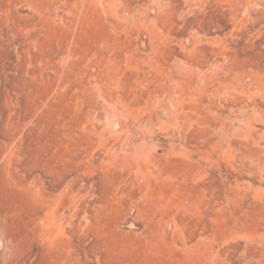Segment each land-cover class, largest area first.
<instances>
[{"label": "rangeland", "instance_id": "374dc122", "mask_svg": "<svg viewBox=\"0 0 264 264\" xmlns=\"http://www.w3.org/2000/svg\"><path fill=\"white\" fill-rule=\"evenodd\" d=\"M139 1L0 0V254L8 234L18 262L55 264L61 254L66 264H199L149 234L147 201L137 212L109 193L115 176H188L199 200L183 214L185 233L216 232L227 263L264 255V6L231 14L225 0H182L179 16L156 0L147 28ZM181 62L194 66L192 79L170 83ZM73 191L93 196L83 200L89 216L77 198L71 213L42 210L46 197Z\"/></svg>", "mask_w": 264, "mask_h": 264}, {"label": "bare ground", "instance_id": "6f19581e", "mask_svg": "<svg viewBox=\"0 0 264 264\" xmlns=\"http://www.w3.org/2000/svg\"><path fill=\"white\" fill-rule=\"evenodd\" d=\"M156 0H142L141 2L135 4V8L137 9V12L140 11V18L138 20L143 26H146L148 24L153 23L155 15L150 14L148 16H144L145 12L149 8H152V4ZM164 2H167L169 4L174 5L172 8L171 13H175L179 16L184 15L186 6L185 1L182 0H163ZM187 1V0H186ZM230 3L229 7V13L231 14H237L241 8H243V5L245 10L249 7V5L252 3H259L260 5L264 6V0H225ZM111 2V1H110ZM160 2V1H159ZM195 2V1H194ZM129 3V2H128ZM163 3V2H162ZM161 3V4H162ZM189 3V2H188ZM227 3V2H226ZM77 4V3H76ZM79 4V1H78ZM110 4V3H109ZM133 3H131L132 5ZM155 4V3H154ZM166 4V3H164ZM190 4V3H189ZM131 6L130 4H128ZM152 6V7H151ZM155 6V5H154ZM168 6V5H167ZM253 6V5H252ZM128 7V6H127ZM159 7V6H158ZM262 7V6H261ZM85 8V7H84ZM133 5L128 9V12L133 9ZM166 8V7H165ZM171 8V7H170ZM88 9V8H86ZM126 9V8H125ZM252 9V8H251ZM152 10V9H151ZM161 10V9H160ZM81 11V10H80ZM78 11V12H80ZM135 11V10H133ZM202 11V10H201ZM207 11V10H206ZM248 12V10H246ZM116 12V11H115ZM125 12V11H124ZM163 12V11H162ZM200 12V11H199ZM246 13V12H245ZM255 13V12H254ZM138 14V13H137ZM230 14V15H231ZM80 15V14H79ZM147 15V14H146ZM168 15V14H167ZM221 15V14H220ZM253 15V14H252ZM170 16V15H169ZM172 16V15H171ZM225 17V16H224ZM80 18V17H79ZM137 18V17H136ZM210 18V17H209ZM232 18V17H231ZM157 21V20H156ZM166 22V21H165ZM190 22V21H189ZM133 23V22H132ZM162 24V23H161ZM183 25V24H182ZM128 26V25H127ZM152 26V25H151ZM189 26H193L191 23ZM183 27V26H182ZM148 28V27H147ZM151 29V27H149ZM119 29V28H118ZM154 29V28H153ZM140 30V29H139ZM143 30V28H142ZM148 30V29H147ZM158 31V30H157ZM192 31V30H191ZM210 31V30H209ZM139 32V31H138ZM141 33V32H140ZM161 33V32H160ZM139 34V33H138ZM204 34V33H202ZM161 36V35H160ZM147 37V36H146ZM139 38V37H138ZM143 38V36H142ZM148 38V37H147ZM140 40V38H139ZM143 40V39H142ZM145 40V37H144ZM143 40V41H144ZM147 40V39H146ZM210 40V39H209ZM138 41V40H137ZM165 41V40H164ZM190 41V40H189ZM192 44V43H191ZM150 45V43H149ZM166 45V44H165ZM194 45V44H193ZM214 45V44H213ZM147 46V44H146ZM139 47V46H138ZM145 48V47H144ZM148 48V47H147ZM153 48V47H151ZM150 48V49H151ZM197 48V47H195ZM205 48V47H204ZM187 49V48H186ZM199 49V48H198ZM138 50V49H137ZM133 51V50H132ZM201 51V50H200ZM149 52V51H148ZM144 55V53H143ZM176 55V54H175ZM120 56V55H119ZM175 57V56H174ZM150 58V57H149ZM152 58V57H151ZM111 60V59H109ZM175 60V59H174ZM177 60V59H176ZM119 62V61H118ZM168 62V61H167ZM176 62V61H175ZM127 63V62H126ZM146 63V62H145ZM217 63V62H216ZM180 64V63H179ZM215 64V62H214ZM218 64V63H217ZM216 65V64H215ZM163 67V66H162ZM178 67V66H177ZM194 67V66H193ZM191 66H187L186 63L181 62V66L179 69H177L174 72H170L167 78H169L170 83L176 82V80L180 81L182 84L185 83L187 80L192 79L191 75L193 74V71L195 70ZM220 67V66H219ZM152 68V67H151ZM150 68V69H151ZM198 68V67H197ZM218 68V66H217ZM216 69V68H215ZM158 70V69H157ZM203 70V69H202ZM159 71V70H158ZM170 71V70H169ZM209 71V70H208ZM217 71V70H216ZM195 72V71H194ZM200 72V70H199ZM202 73V72H201ZM167 76V75H166ZM209 87L210 90L213 91L215 88V74H212L210 77ZM201 81H205V76L201 77ZM136 80V79H135ZM231 80V79H230ZM177 81V82H178ZM145 82V81H144ZM179 82V83H180ZM193 82V81H192ZM201 82V83H202ZM111 83V82H110ZM149 83V82H148ZM180 83V84H181ZM200 83V82H199ZM200 83V84H201ZM205 83V82H204ZM218 83V82H217ZM176 84V83H175ZM178 84V83H177ZM196 84V83H195ZM179 85V84H178ZM135 86V85H134ZM133 86V87H134ZM207 87V86H205ZM136 88V87H135ZM172 89V88H171ZM175 89V88H174ZM133 90V89H132ZM173 90V89H172ZM171 90V91H172ZM158 92L161 91L160 89L157 90ZM156 91V92H157ZM157 92V93H158ZM177 92V91H176ZM209 92V91H208ZM155 93V92H154ZM170 93V92H169ZM200 93V92H199ZM156 94V93H155ZM165 94V93H164ZM167 94V93H166ZM202 94V93H201ZM179 95V94H178ZM213 95V94H212ZM165 96V95H164ZM116 98V97H115ZM164 98V97H163ZM174 98V97H173ZM165 99V98H164ZM115 101V99H114ZM146 101V100H145ZM195 101V100H194ZM180 103V101H179ZM178 104V103H177ZM165 105V104H164ZM205 105V104H204ZM132 107V106H131ZM148 107V106H147ZM163 106H161V109ZM169 108V107H168ZM210 108V107H209ZM176 109V108H175ZM167 111V110H166ZM211 111V110H210ZM172 112V111H171ZM121 114V113H120ZM131 114V113H130ZM162 114V113H161ZM139 115V113H138ZM159 115V114H158ZM179 116V115H178ZM176 121V120H175ZM178 121V120H177ZM126 122V121H125ZM124 123V122H123ZM132 123V122H130ZM180 124V123H179ZM165 125V124H164ZM169 125V124H168ZM163 126V125H162ZM124 127V126H123ZM151 127V126H150ZM122 129V128H121ZM151 129V128H150ZM182 129V128H181ZM140 130V129H139ZM145 131V130H144ZM140 132V131H139ZM146 132V131H145ZM144 132V134H145ZM131 133V132H130ZM142 134V131H141ZM139 136V135H138ZM146 137V136H145ZM135 138V137H134ZM133 138V139H134ZM132 139V140H133ZM142 139V138H141ZM140 139V140H141ZM127 141V140H125ZM145 141V140H144ZM142 141V142H144ZM132 142V141H131ZM137 143V142H136ZM135 143V144H136ZM140 143V142H139ZM127 144V143H126ZM134 144V143H133ZM145 144V143H144ZM155 145V144H154ZM142 147V146H141ZM126 149V148H125ZM136 151V150H135ZM136 153V152H135ZM188 176H115L111 179L109 185L110 190L109 193L116 197L118 194L119 196H127L129 201L127 202V206H125V209H128L130 207H136L134 210L137 212L142 211L146 208L145 202L147 201L149 205L151 206L150 213H149V219L145 220L144 226L146 229H148V232L150 235L152 234H159L162 237H164L166 240H169L171 243L175 244L179 248H181L184 253L185 252H195L198 254V260L199 264H253L251 259L254 257L263 258V250H257V251H250L249 252V258H246L244 261L239 262H226L221 259V251L217 247V241L215 238L214 232L209 233L202 229L196 230L192 229L189 232L185 233L184 226L185 223L183 219V214L188 213L190 208L193 205H197L199 200V195L195 192H193V189L191 186L186 182ZM202 185V184H201ZM195 187V186H193ZM196 188V187H195ZM203 189V187H202ZM67 191V190H65ZM64 192V191H63ZM108 192V191H107ZM201 192V191H200ZM64 194V193H63ZM205 197L204 193H202ZM47 195V194H46ZM38 196V195H37ZM36 196V198H37ZM42 196H44L42 194ZM41 196V197H42ZM202 196V197H203ZM39 197V196H38ZM45 197V196H44ZM87 197H91V195L87 194H78L77 192L74 193V191L71 194H64L62 195L56 202L52 204V198L46 197V199H43L45 201H42V210L45 211V214L50 215H64L66 213H71V209L73 207V204L75 203L76 198L79 200V203L76 205V209L82 213H84L86 216L90 215V206L89 203L84 204L83 200L87 199ZM93 197V196H92ZM91 197V198H92ZM118 197V196H117ZM116 197V198H117ZM121 200V199H120ZM119 200V201H120ZM93 201V200H92ZM145 201V202H144ZM217 201V200H216ZM94 203L102 205L103 198L102 197H95L94 196ZM213 203L215 204V200H213ZM39 204V203H38ZM124 204V203H123ZM213 204V205H214ZM121 206V205H120ZM206 206V205H205ZM196 207V206H195ZM211 207V206H210ZM205 208V207H204ZM132 209V208H131ZM75 211V210H74ZM73 211V212H74ZM192 211V210H191ZM190 211V212H191ZM196 214V213H195ZM199 214V213H198ZM196 214V215H198ZM76 215L75 213L70 214V218ZM129 215V214H128ZM185 215V214H184ZM187 215V214H186ZM98 216V215H97ZM131 216V215H130ZM201 216V213L200 215ZM54 217V216H53ZM126 218V224L130 227V229L133 227L134 220L133 218H130L127 216ZM191 217V216H190ZM43 218L41 212L36 213L35 219L33 220V223L35 226L38 225V223ZM52 218V217H51ZM47 219V218H46ZM72 219V218H71ZM47 221V220H46ZM52 222V221H51ZM189 222V221H188ZM44 223V222H43ZM66 224V223H65ZM199 224V223H198ZM4 216H0V231L6 232L7 226ZM82 229L85 230V234L83 235L84 239L89 234V228L91 226L90 221H86L85 223L80 222L78 224ZM140 225V224H139ZM191 225V224H190ZM51 226V225H50ZM58 226V227H57ZM57 231L63 230L64 225L62 227L61 224L57 225ZM195 226V225H194ZM200 226V225H199ZM204 226V225H203ZM45 227V225H44ZM126 227V226H125ZM124 227V228H125ZM198 227V226H197ZM205 227V226H204ZM52 229V228H51ZM128 229V228H127ZM133 229V228H132ZM208 229V228H206ZM55 230V229H54ZM50 231V230H49ZM209 231V230H208ZM54 232V231H53ZM53 232H49V235H47L48 239L52 238ZM58 233V234H59ZM62 233V232H61ZM60 233V234H61ZM65 233V230H64ZM155 236V235H152ZM55 237V236H53ZM6 242L5 247L1 251L0 254V264H33V259H30L28 261H17L16 259H11L10 256H7V253L10 251L11 248V240L10 235L5 234ZM46 239V238H45ZM46 239V240H48ZM55 239V238H54ZM51 240V239H50ZM55 245V244H54ZM71 245V243H70ZM85 245L88 247H91L93 245V242H86ZM174 246V245H173ZM51 247V246H50ZM63 247V246H62ZM62 249V248H61ZM73 249V248H72ZM53 250V249H52ZM86 250V248H85ZM68 250L66 249V252ZM51 252V250H50ZM71 252V251H70ZM59 253V252H58ZM68 253V252H67ZM55 254V253H54ZM190 255V254H189ZM45 256V254H44ZM186 256V254H185ZM55 258V264H66L68 261L67 257H63L61 254H57L54 256ZM225 257V256H224ZM252 257V258H251ZM190 258V257H188ZM251 258V259H250ZM53 259V260H54ZM196 260V259H195ZM196 264V263H195ZM198 264V263H197Z\"/></svg>", "mask_w": 264, "mask_h": 264}]
</instances>
